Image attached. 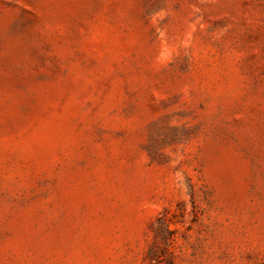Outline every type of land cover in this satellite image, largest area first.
Returning <instances> with one entry per match:
<instances>
[{
  "label": "rangeland",
  "instance_id": "rangeland-1",
  "mask_svg": "<svg viewBox=\"0 0 264 264\" xmlns=\"http://www.w3.org/2000/svg\"><path fill=\"white\" fill-rule=\"evenodd\" d=\"M0 264H264V0H0Z\"/></svg>",
  "mask_w": 264,
  "mask_h": 264
}]
</instances>
